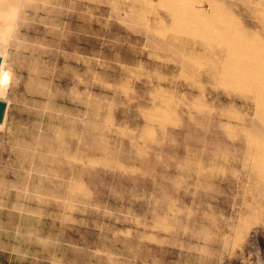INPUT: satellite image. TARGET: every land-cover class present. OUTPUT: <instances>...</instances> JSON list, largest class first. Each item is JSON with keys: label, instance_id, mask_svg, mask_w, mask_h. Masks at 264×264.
I'll list each match as a JSON object with an SVG mask.
<instances>
[{"label": "rangeland", "instance_id": "374dc122", "mask_svg": "<svg viewBox=\"0 0 264 264\" xmlns=\"http://www.w3.org/2000/svg\"><path fill=\"white\" fill-rule=\"evenodd\" d=\"M16 6L0 264H264V0Z\"/></svg>", "mask_w": 264, "mask_h": 264}, {"label": "clouds", "instance_id": "9594fccd", "mask_svg": "<svg viewBox=\"0 0 264 264\" xmlns=\"http://www.w3.org/2000/svg\"><path fill=\"white\" fill-rule=\"evenodd\" d=\"M22 7L16 6L7 11H0V18L7 19V26L0 28V101L7 102L8 91L14 80L18 83L16 73L9 64L13 44L18 38L20 22L23 14ZM2 130V126H0Z\"/></svg>", "mask_w": 264, "mask_h": 264}, {"label": "water", "instance_id": "95a60500", "mask_svg": "<svg viewBox=\"0 0 264 264\" xmlns=\"http://www.w3.org/2000/svg\"><path fill=\"white\" fill-rule=\"evenodd\" d=\"M5 109H6L5 102L0 101V121L2 120V118L4 116Z\"/></svg>", "mask_w": 264, "mask_h": 264}, {"label": "bare ground", "instance_id": "6f19581e", "mask_svg": "<svg viewBox=\"0 0 264 264\" xmlns=\"http://www.w3.org/2000/svg\"><path fill=\"white\" fill-rule=\"evenodd\" d=\"M3 118H4V117H3ZM3 118H2V120L0 121V123L3 122V120H4Z\"/></svg>", "mask_w": 264, "mask_h": 264}]
</instances>
